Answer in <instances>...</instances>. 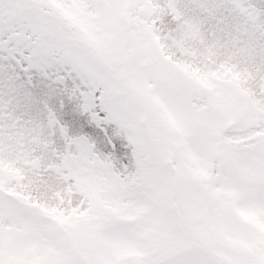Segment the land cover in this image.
<instances>
[{
  "label": "snow or ice",
  "instance_id": "obj_1",
  "mask_svg": "<svg viewBox=\"0 0 264 264\" xmlns=\"http://www.w3.org/2000/svg\"><path fill=\"white\" fill-rule=\"evenodd\" d=\"M0 264H264V0H0Z\"/></svg>",
  "mask_w": 264,
  "mask_h": 264
}]
</instances>
